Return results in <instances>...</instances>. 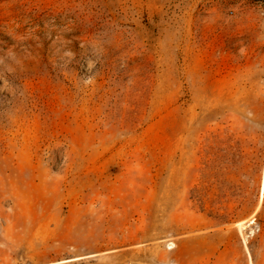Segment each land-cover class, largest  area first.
Listing matches in <instances>:
<instances>
[{
	"label": "rangeland",
	"instance_id": "1",
	"mask_svg": "<svg viewBox=\"0 0 264 264\" xmlns=\"http://www.w3.org/2000/svg\"><path fill=\"white\" fill-rule=\"evenodd\" d=\"M263 181L264 0H0V264H264Z\"/></svg>",
	"mask_w": 264,
	"mask_h": 264
},
{
	"label": "bare ground",
	"instance_id": "2",
	"mask_svg": "<svg viewBox=\"0 0 264 264\" xmlns=\"http://www.w3.org/2000/svg\"><path fill=\"white\" fill-rule=\"evenodd\" d=\"M263 193H264V181H263V183H262V188H261V197L263 196ZM252 221H250V223H251Z\"/></svg>",
	"mask_w": 264,
	"mask_h": 264
}]
</instances>
